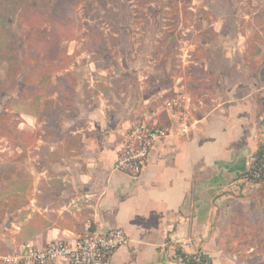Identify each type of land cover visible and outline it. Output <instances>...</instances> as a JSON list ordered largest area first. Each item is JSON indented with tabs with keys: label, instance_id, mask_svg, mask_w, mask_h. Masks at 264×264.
<instances>
[{
	"label": "crops",
	"instance_id": "1",
	"mask_svg": "<svg viewBox=\"0 0 264 264\" xmlns=\"http://www.w3.org/2000/svg\"><path fill=\"white\" fill-rule=\"evenodd\" d=\"M212 26L222 39L197 60L204 72L191 96L198 99L191 132L157 142L136 177L115 162L130 125L146 113H137L130 86H116L119 67L109 72L81 53L56 74L76 78L73 108L60 115L55 140L45 138V121L27 115L43 130L32 144L29 186L21 187L30 196L0 233V264L24 244L42 248L80 231L87 219L129 236L112 264H184L181 253L198 250L207 264H264L243 260L227 237L230 218L256 202L247 194L250 184L262 186L244 176L264 143V30L255 22L251 33L234 27L229 36L225 24ZM257 32L260 39H250Z\"/></svg>",
	"mask_w": 264,
	"mask_h": 264
},
{
	"label": "rangeland",
	"instance_id": "2",
	"mask_svg": "<svg viewBox=\"0 0 264 264\" xmlns=\"http://www.w3.org/2000/svg\"><path fill=\"white\" fill-rule=\"evenodd\" d=\"M176 2L0 0V233L5 225L12 226L6 220L14 216L17 204L30 196V190H21L30 183L34 143L30 134L42 135L43 130V127L33 128L31 119L26 118L37 114L46 98H31L26 95L25 87L57 84L56 74L65 72L78 55L86 53L98 59L101 68L109 72L118 66L115 71H120L121 77L114 78L116 86L122 89L130 86L138 114L152 113L162 109L176 84H184L190 97L196 95L200 86L197 67L203 70L197 62L198 56L201 60L209 54L210 42L216 43L212 50L219 48L222 39L213 32V24H225L228 29L224 30L229 36L233 35L234 27L245 31L247 26L251 33L255 22L264 26V0ZM26 7L35 11L23 15ZM253 12H257L256 15H252ZM246 14L251 16L246 18ZM94 31L101 33L104 40L98 42L97 48L89 49L86 45L97 37ZM54 36L56 40L62 39L57 42L59 46L52 52L44 51L46 46L52 47ZM40 47L41 52L33 53ZM61 52L72 55L73 62L61 71H56L52 65L50 81L34 70L44 69L42 62H49ZM23 62L26 65L19 68ZM170 86L173 88L169 89ZM193 97L188 105L195 115L198 99ZM21 122L25 126L22 127ZM247 194L249 199L256 200L247 213L255 217L264 215V186L250 184ZM259 250L251 252L250 247L247 248L248 253L242 259L249 263L264 262V244Z\"/></svg>",
	"mask_w": 264,
	"mask_h": 264
},
{
	"label": "built area",
	"instance_id": "3",
	"mask_svg": "<svg viewBox=\"0 0 264 264\" xmlns=\"http://www.w3.org/2000/svg\"><path fill=\"white\" fill-rule=\"evenodd\" d=\"M189 101L190 95L185 85L176 84L172 94L164 100L162 109L148 112L143 118L134 121L124 135L115 168L139 176L157 142L173 132L188 135L193 126ZM162 112L167 115L168 124L160 122ZM244 177L247 181L264 184V143L251 157ZM128 242L129 236L123 228H100L87 219L78 232L52 240L42 248L32 243L24 244L4 260L7 264H57L59 260H65L67 264H112L116 251ZM182 261L184 264H207L201 250L182 257Z\"/></svg>",
	"mask_w": 264,
	"mask_h": 264
},
{
	"label": "trees",
	"instance_id": "4",
	"mask_svg": "<svg viewBox=\"0 0 264 264\" xmlns=\"http://www.w3.org/2000/svg\"><path fill=\"white\" fill-rule=\"evenodd\" d=\"M174 1L176 2L178 0H174ZM33 11L35 10L32 9V7H26L24 9L23 15L24 14L28 15ZM64 27H67V30L70 31L69 26L67 24H65ZM261 27L264 30V26ZM59 33L60 31L57 33L54 32V34H59ZM94 33H96L97 37L93 42H89L88 45H86V47L89 49L97 48L99 46L98 42L100 41L102 42L104 40L103 35L101 33L97 31H94ZM56 38L57 36H54L53 38L54 44L52 45V47L51 45H48L46 46L44 51L50 49L49 51L52 52L56 47L59 46L57 42L62 41V39L56 40ZM250 39L252 40L260 39L259 32L255 33ZM42 50H43L42 47H40L39 49H36L35 52L33 53L41 52ZM24 51L26 52L27 50L24 49ZM200 58L201 56H198V59ZM72 62H73L72 55L68 54V52H61L56 54L55 58H52L51 60H49V62L46 61L42 62L44 69L39 67L34 70H36V72L39 74H43L44 76H47L46 79L50 81V79L53 76L52 71L50 70L52 65L55 66L56 71H61L63 69L68 68V66H70ZM25 65L26 63L23 62L22 64L19 65V68H22ZM40 68L42 70H40ZM197 69L200 72L198 76L201 77L203 75L204 70H202L199 66L197 67ZM63 75H64L63 77L57 78V84L54 85L37 84L34 86H30V87L28 86L27 88L26 87L24 88V90L27 91L26 95L30 96L35 100L46 98V102L43 103V106H41L42 108L39 109L37 115L39 119L46 122V124H44V129L47 131L46 132L47 134H45L44 136L48 140H55L61 137L60 127H59L60 115L64 113L66 109L73 108V103H74L73 97L75 94V86L77 84V80L74 76H72L69 73H65ZM26 85H27V80H26ZM171 88L172 86H170V89ZM55 93H57V96L53 97ZM160 122L162 124L169 123V119L164 112L160 114ZM30 136H31V142L33 143L38 139L40 134L32 132ZM262 186H264V184H262ZM227 228H230V233L227 236L228 241L232 243L231 245L232 247L230 249L232 251H236L240 257H244L246 253H248V251L246 252V250L249 247L250 249L253 248V251L256 250L257 252H259L260 247H262L264 244V215L255 217V215L253 214L251 217V215L248 214L247 212H243V211L236 212V214L230 218V222L227 223ZM181 255L182 257L188 256V254L185 253H181Z\"/></svg>",
	"mask_w": 264,
	"mask_h": 264
}]
</instances>
